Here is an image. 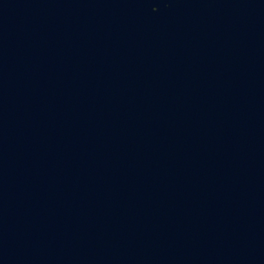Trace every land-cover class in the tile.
I'll return each mask as SVG.
<instances>
[{
  "label": "water",
  "instance_id": "water-1",
  "mask_svg": "<svg viewBox=\"0 0 264 264\" xmlns=\"http://www.w3.org/2000/svg\"><path fill=\"white\" fill-rule=\"evenodd\" d=\"M0 264H264V0H0Z\"/></svg>",
  "mask_w": 264,
  "mask_h": 264
}]
</instances>
